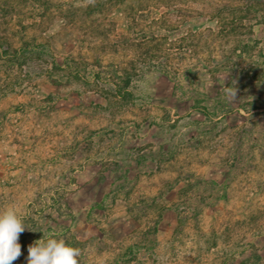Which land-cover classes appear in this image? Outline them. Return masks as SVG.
I'll return each instance as SVG.
<instances>
[{"label":"rangeland","instance_id":"obj_1","mask_svg":"<svg viewBox=\"0 0 264 264\" xmlns=\"http://www.w3.org/2000/svg\"><path fill=\"white\" fill-rule=\"evenodd\" d=\"M0 9L27 59L0 67V212L28 227L13 264L42 238L79 264H264V0Z\"/></svg>","mask_w":264,"mask_h":264},{"label":"clouds","instance_id":"obj_2","mask_svg":"<svg viewBox=\"0 0 264 264\" xmlns=\"http://www.w3.org/2000/svg\"><path fill=\"white\" fill-rule=\"evenodd\" d=\"M229 95L236 96V89ZM27 226L17 210L9 206L0 212V264H13L21 256L20 234ZM28 228V227H27ZM81 249L63 239H39L28 246L27 264H79Z\"/></svg>","mask_w":264,"mask_h":264},{"label":"trees","instance_id":"obj_3","mask_svg":"<svg viewBox=\"0 0 264 264\" xmlns=\"http://www.w3.org/2000/svg\"><path fill=\"white\" fill-rule=\"evenodd\" d=\"M15 52L16 50L11 47L10 43L0 37V67L4 68L9 74L13 72L15 66H17V69H21L27 65V59L24 61L20 60V57L15 55ZM126 95L130 96L129 93H126Z\"/></svg>","mask_w":264,"mask_h":264}]
</instances>
